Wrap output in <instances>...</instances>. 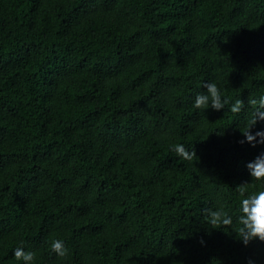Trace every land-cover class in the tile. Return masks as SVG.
<instances>
[{
    "label": "trees",
    "instance_id": "16d2710c",
    "mask_svg": "<svg viewBox=\"0 0 264 264\" xmlns=\"http://www.w3.org/2000/svg\"><path fill=\"white\" fill-rule=\"evenodd\" d=\"M206 82L244 110L195 108ZM261 94L264 0H0V264H23L17 247L33 264H264V242L203 215L235 224L236 186L264 189L246 167L264 144L239 142Z\"/></svg>",
    "mask_w": 264,
    "mask_h": 264
},
{
    "label": "clouds",
    "instance_id": "9594fccd",
    "mask_svg": "<svg viewBox=\"0 0 264 264\" xmlns=\"http://www.w3.org/2000/svg\"><path fill=\"white\" fill-rule=\"evenodd\" d=\"M205 93H198L195 96L194 107L197 109H207L209 107L219 111L229 105V111L234 114L240 113L245 108L243 99H236L231 102L222 96L221 90L216 82H206L204 85ZM247 105L252 109L245 125L239 128L245 139L240 143L248 142L253 147L256 144H264V130L257 129L253 132L255 125L264 121V94L258 97H248ZM177 155L183 159L191 160L196 153L186 150L183 145H176L173 149ZM251 177L256 181H264V152L257 155L254 160L247 163ZM242 199L240 201L239 214L236 217L235 224L233 216L224 210L223 206L216 208H206L203 210L204 220L211 225L212 229L229 228L236 233V237L247 246L253 240L264 242V189L249 192V183L244 182L236 186ZM51 250L60 257H65L68 250L65 248L62 240L55 239L51 241ZM16 260L23 264H33L35 253L25 251L23 247H17L14 250ZM249 264H254L250 259Z\"/></svg>",
    "mask_w": 264,
    "mask_h": 264
}]
</instances>
